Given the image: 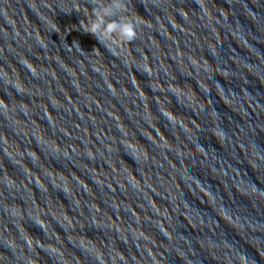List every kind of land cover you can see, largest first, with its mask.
Returning <instances> with one entry per match:
<instances>
[{"label":"clouds","instance_id":"9594fccd","mask_svg":"<svg viewBox=\"0 0 264 264\" xmlns=\"http://www.w3.org/2000/svg\"><path fill=\"white\" fill-rule=\"evenodd\" d=\"M125 13H129L126 0H109L108 3L93 0V7L88 9L86 20L80 21V27L105 48L109 49V43L119 48L123 44H131L138 37L139 14L134 17L131 13ZM96 50L101 51L99 48Z\"/></svg>","mask_w":264,"mask_h":264}]
</instances>
